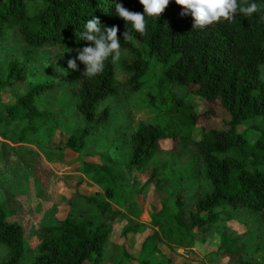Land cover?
Listing matches in <instances>:
<instances>
[{
    "label": "trees",
    "instance_id": "obj_1",
    "mask_svg": "<svg viewBox=\"0 0 264 264\" xmlns=\"http://www.w3.org/2000/svg\"><path fill=\"white\" fill-rule=\"evenodd\" d=\"M116 2L143 13L138 0ZM238 2L247 6L252 0ZM255 3L257 11L249 16L237 12L230 21L199 29L193 27L191 16L180 15V6L170 0L156 19L145 16V31L138 33L115 15L113 0H0V40L17 38L30 48L21 59L0 68V93L26 82V64L35 49L52 46L76 55L88 43L79 38L87 19L95 16L102 26L115 25L121 50L130 54V59L123 62L124 85L130 92L143 86L140 80L155 59L162 65V80L171 88L182 86L188 95L207 102V108L199 112L183 98L170 94L164 112L167 119L140 125L128 136L127 170L142 173L151 169L149 183L153 185L147 192L156 202L150 205L151 228H160L167 244L178 246L197 238L204 241L208 234L215 233L220 241L211 253L212 264H264L256 259L264 239V81L260 72L264 65V0ZM124 32L128 38L122 37ZM78 68L73 84L74 108L84 126L69 134L63 147L75 154L109 120L111 108L107 105L98 109L118 92L111 57L94 76L84 74L83 64ZM63 86L55 81L35 83L6 107L4 117L23 123L24 132L36 133L48 127L53 115L40 107L38 97ZM216 105L227 115L226 129L198 126L200 117L217 115ZM245 126L258 129L259 137L253 143L238 132V127ZM195 127L200 130L199 140L192 138ZM167 142H171L169 148L163 146ZM174 152H190L199 165L197 175L191 173L189 178H193L175 193L162 183L167 179V163L160 161L153 167ZM80 173L83 177L78 178L67 199L64 218L55 226L39 229V244L31 264L100 263L119 214L112 204L123 203L127 175L111 157L101 154L99 162H82ZM86 177L96 187L93 195L79 193L78 186ZM196 182L200 192L194 189ZM241 210L255 214L261 227H250L242 221ZM231 221L240 223L244 231L234 230L228 224ZM145 229L134 224L123 233L141 234ZM152 233L140 243V254L153 241ZM23 236L22 225L7 220L0 206V249H6L0 264L18 262ZM123 257L117 264L131 259L127 254ZM139 264L173 262L167 257L158 262L142 257Z\"/></svg>",
    "mask_w": 264,
    "mask_h": 264
},
{
    "label": "rangeland",
    "instance_id": "obj_2",
    "mask_svg": "<svg viewBox=\"0 0 264 264\" xmlns=\"http://www.w3.org/2000/svg\"><path fill=\"white\" fill-rule=\"evenodd\" d=\"M135 45L140 46V43L135 42ZM29 49L17 38L0 40V68H5L14 59H21ZM75 56L52 46L37 48L26 64V82L11 86L0 93V206L6 219L20 223L24 231L23 252L16 264H31L39 244V229L55 226L64 218L68 209L67 199L74 191L78 178L83 177L80 173L81 163L99 162L100 154L112 158L117 167L127 175V183L123 203L118 206L112 204V208L119 214L103 247L99 264H117L123 260L124 254L131 257L125 259L124 264H139L142 257L152 262L167 257L173 264H212L211 253L217 249L220 237L212 233L204 241L197 238L183 246L167 244L162 238L160 228L153 229L150 224V205L156 203L154 195L147 192L153 185V182L149 183L151 169L142 173L135 169L127 170L128 136L140 125L155 124L167 119L164 112L170 104V94L183 98L199 112L207 108V102L198 96L188 95L182 86L171 88L162 80V65L155 59L150 61L148 74L140 80L143 86L138 91L130 92L124 85L126 76L123 72V62L130 59V54L121 50L120 59L114 62L117 96L106 99L98 109L108 105L111 108L110 118L98 128L96 134L86 139L85 146L79 153H72L63 148L66 139L69 134L84 126L82 118L74 108L76 96L73 84L77 82L80 62L76 61L75 70L67 68V60L75 59ZM260 72L264 81V65L260 67ZM50 81L62 83L64 86L38 97L40 107L53 115L48 127L41 128L36 133L24 132L23 123L9 122L4 117L6 107L32 85ZM215 109L216 116L200 117L197 125L226 129L227 115L219 105ZM238 132L244 134L250 143L259 137L257 127H238ZM192 138L200 139L198 127L193 129ZM163 146L169 148L171 142ZM158 161L153 167L160 161L167 163V179L163 178L162 183L174 193L182 185L185 186L194 174L197 175L199 169L195 156L190 152H174ZM191 173L192 178H189ZM194 189L197 192L201 190L197 182ZM78 190L81 195L89 196L94 194L96 187L86 177ZM240 219L250 227H261L257 216L249 211L241 210ZM134 224L146 226V229L141 234L123 233ZM228 224L234 230L244 231L240 223L231 221ZM149 233H152L154 239L146 251L140 254L138 247ZM248 241L253 243L252 238ZM260 245L261 250L256 259L264 263V239ZM5 255L6 249L1 248L0 259Z\"/></svg>",
    "mask_w": 264,
    "mask_h": 264
},
{
    "label": "clouds",
    "instance_id": "obj_3",
    "mask_svg": "<svg viewBox=\"0 0 264 264\" xmlns=\"http://www.w3.org/2000/svg\"><path fill=\"white\" fill-rule=\"evenodd\" d=\"M180 6V15H190L193 27L204 29L206 26L217 22L230 21L237 12L249 16L257 11L255 0L247 6L239 3L238 0H171ZM114 13L117 17L131 25V28L138 32L145 31V16L157 18L170 3V0H138L143 8V13L133 12L123 7L116 0ZM117 27L102 26L95 16L87 19L83 24V30L79 33L80 40L86 45L76 52L75 59L67 60V68L75 70L76 61L84 66V74L94 76L100 73L105 67V61L111 57L116 62L121 57V39L117 37ZM122 37L128 38V33H122Z\"/></svg>",
    "mask_w": 264,
    "mask_h": 264
}]
</instances>
